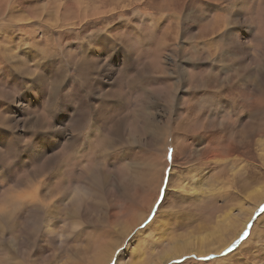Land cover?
Returning <instances> with one entry per match:
<instances>
[{
	"label": "rangeland",
	"instance_id": "rangeland-1",
	"mask_svg": "<svg viewBox=\"0 0 264 264\" xmlns=\"http://www.w3.org/2000/svg\"><path fill=\"white\" fill-rule=\"evenodd\" d=\"M0 1V264H264V0Z\"/></svg>",
	"mask_w": 264,
	"mask_h": 264
},
{
	"label": "bare ground",
	"instance_id": "bare-ground-1",
	"mask_svg": "<svg viewBox=\"0 0 264 264\" xmlns=\"http://www.w3.org/2000/svg\"><path fill=\"white\" fill-rule=\"evenodd\" d=\"M1 2V1H0ZM1 13V12H0ZM5 15V14H4ZM164 135V134H163ZM162 135V136H163ZM161 140V139H160ZM158 141V140H157ZM163 141V140H162ZM165 143V142H164ZM209 148V147H208ZM208 150V149H207ZM156 151V150H155ZM206 152V151H205ZM211 151H209V153H210ZM208 153V154H209ZM165 154V153H164ZM166 157V156H165ZM219 160V159H218ZM150 166L149 167H158L159 168V175L161 174H163V172H164V170H165V167H166V165H165V163H164V161L163 160H154V161H152L150 164H149ZM153 173V172H152ZM151 174V173H150ZM256 174V173H255ZM145 177H146V173H145ZM96 178V177H95ZM151 178V177H150ZM149 179V178H148ZM227 179H228V177H227ZM96 181H97V178H96ZM199 182V181H198ZM160 183V182H159ZM200 183V182H199ZM88 186H83V187H81V188H75V190H74V192L73 193H71V194H69L68 195V197H67V199H68V201H70L73 205H76V206H78V207H82V204L85 202V200L90 196V195H92V193H94L95 191H97L98 192V190L99 189H97L98 188V186H99V183H93V184H87ZM159 185V184H158ZM203 185L204 184H202V182H201V187H203ZM200 187V188H201ZM199 188V189H200ZM31 189H35V187H33V188H31ZM245 189V188H244ZM259 190V189H258ZM262 190V189H261ZM32 191V190H31ZM203 191V190H202ZM37 192V191H36ZM217 192V191H216ZM26 193H28V192H24V194H26ZM32 193V192H31ZM30 193V195L28 194V195H26V196H31L33 199H31L32 201H28L30 204H34L35 205V207H39V208H43V206H45V205H43L41 202H40V200L38 199V195L37 196H35V195H33V194H31ZM261 193V195H262V192H260ZM38 194V193H37ZM196 195V194H195ZM260 194H259V192L257 191V190H255L254 191V194H251V196L253 197V198H257L258 196H259ZM156 197V196H155ZM200 197V196H199ZM30 199V198H29ZM89 199V198H88ZM27 200V199H26ZM249 200V199H248ZM260 204V203H259ZM151 208V207H150ZM241 208V207H240ZM48 209V208H47ZM37 210V209H36ZM43 210H44V208H43ZM46 210V209H45ZM79 211V210H78ZM45 213H46V211H45ZM231 213V212H230ZM248 213V212H247ZM37 214V213H36ZM252 214V213H251ZM5 216H6V214H4ZM42 215V214H41ZM227 215V214H226ZM225 215V216H226ZM230 215V214H229ZM241 215V214H240ZM8 216V215H7ZM31 216H34V215H31ZM40 216V215H39ZM1 217H3V216H1ZM12 217V216H11ZM41 217V216H40ZM232 217V216H231ZM238 217V216H237ZM33 218V217H32ZM43 218V217H42ZM79 218V217H78ZM235 218V217H234ZM242 218V217H241ZM224 219V218H223ZM245 219V218H244ZM247 220V219H246ZM41 221V220H40ZM40 221H39V223H40ZM223 221V220H222ZM221 221V222H222ZM37 222V221H36ZM42 222V221H41ZM143 222V220L138 224V225H135L136 227H138L141 223ZM237 222V221H236ZM239 222V221H238ZM246 222L247 221H245L244 220V222H243V224L245 225L246 224ZM31 223H32V221H31ZM155 223V222H154ZM223 224V226L222 227H220L221 228V232H220V230L218 229V231L217 232H215V233H210V234H206V235H201L200 237H196V238H194L193 240H195V242H194V244L198 247L199 246V248H198V250L197 251H195L196 253H197V255H200V256H205V255H207V250L209 249V248H212L213 249V251H214V249H216L215 248V243L214 242H216V239L218 238V237H220V235L223 233V232H225L227 229H230L231 231L233 230L234 231V229H235V227H236V223H235V221L231 218H226L223 222H222ZM225 223V224H224ZM240 223V222H239ZM36 224V223H35ZM42 224V223H41ZM217 224H219V223H217ZM242 224V223H241ZM37 225V224H36ZM225 225V226H224ZM243 225V226H244ZM154 226V225H153ZM218 226V225H217ZM3 225H2V223L0 222V232L2 233L3 232ZM40 227V226H39ZM136 227H134V228H136ZM77 228V227H76ZM132 228V227H131ZM151 228V227H150ZM219 228V227H218ZM158 229H160V228H158ZM217 229V228H216ZM49 232L52 234V235H56V231H57V229H56V227L55 226H51V227H49ZM35 231V230H34ZM132 231V230H131ZM37 232V231H36ZM34 233V232H33ZM165 233H166V231L164 230V228L163 229H160V230H158L157 231V236H158V234L159 235H161L162 234V237L165 235ZM238 234V232L236 231V232H234V235L236 236ZM194 236V235H193ZM197 236V235H196ZM234 236V237H235ZM128 237V236H127ZM156 237V236H155ZM233 237V238H234ZM157 238V237H156ZM166 238V237H165ZM232 238V239H233ZM231 239V240H232ZM179 240V239H178ZM193 240H190V239H186V240H183V241H179V242H175L166 252H164V254H163V256L160 258V259H158V261L160 262V264H167L169 261H171L172 259H174L175 257H177V256H180L182 253H184V252H186L188 249H190V248H193V242L191 243V241H193ZM154 245H156L157 246V240H155V243H154ZM170 245V244H169ZM223 245V244H222ZM197 249V248H196ZM140 250V249H139ZM108 251V250H107ZM210 251V250H209ZM212 251V250H211ZM219 251V247H218V249H217V252ZM111 252V251H110ZM115 252V251H114ZM105 254H107L105 251H101L100 252V255L99 256H102V257H100L99 259H103L104 258V256H105ZM112 254V253H111ZM111 254L106 258V262H105V264H109L110 263V261L112 260L111 259ZM218 254V253H217ZM139 255V254H138ZM143 256V255H142ZM102 259H101V261H100V263L99 264H101V262H102ZM139 259H141V255L140 256H138V259H137V261L139 260ZM99 261V260H98ZM97 261V262H98ZM104 261V260H103ZM222 262V261H221ZM151 264H153V263H151Z\"/></svg>",
	"mask_w": 264,
	"mask_h": 264
},
{
	"label": "snow or ice",
	"instance_id": "snow-or-ice-1",
	"mask_svg": "<svg viewBox=\"0 0 264 264\" xmlns=\"http://www.w3.org/2000/svg\"><path fill=\"white\" fill-rule=\"evenodd\" d=\"M168 159L171 160V151H170V150H169V154H168ZM161 191H162V193H165V195H162V196H161L160 201H159L158 204H157V207L154 209V214H153V216L149 217V222H150L151 220H153V219H156L155 212L159 210V204H160V203L167 204L168 201H169V199H171V195H172V194H171L170 192H168V190H167V187H166V181H165V187H163V188L161 189ZM166 197H167V198H166ZM262 211H264V209H262ZM144 227H146V225H145V224H142V225H141V228H144ZM247 235H248V233H245V236H247ZM238 243H239V242H238ZM232 250H233V249H229V251H232ZM121 259H125V258H124V257H119V256L117 255V259L113 260V261H112V264H118V261L121 260Z\"/></svg>",
	"mask_w": 264,
	"mask_h": 264
}]
</instances>
